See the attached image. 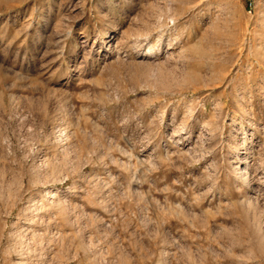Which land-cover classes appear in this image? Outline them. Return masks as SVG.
<instances>
[{
  "label": "rangeland",
  "instance_id": "1",
  "mask_svg": "<svg viewBox=\"0 0 264 264\" xmlns=\"http://www.w3.org/2000/svg\"><path fill=\"white\" fill-rule=\"evenodd\" d=\"M250 1L0 0V264H264Z\"/></svg>",
  "mask_w": 264,
  "mask_h": 264
},
{
  "label": "bare ground",
  "instance_id": "2",
  "mask_svg": "<svg viewBox=\"0 0 264 264\" xmlns=\"http://www.w3.org/2000/svg\"><path fill=\"white\" fill-rule=\"evenodd\" d=\"M145 27V26H144ZM145 28H147V26L145 27ZM145 51V53L143 54V55H150V56H152V55H154L155 54V52H156V46L155 45H153V44H149V46H148V48L147 49H145L144 50ZM198 80V79H197ZM61 130L62 129H60V132H61ZM65 136V135H64ZM63 139H64V137H63V135L60 133V141H63ZM44 161V160H43ZM40 176V175H39ZM245 176H246V180H248V178H249V173L248 172H245ZM245 180V181H246ZM45 197H50V198H52V197H55L57 194H56V189H51V190H48L45 194H43ZM47 195V196H46ZM45 197H43V199L45 198ZM45 200V199H44ZM48 200V199H47ZM63 208V210H64V204H62L61 203V207H60V209H62ZM40 209V208H39ZM67 209V208H66ZM65 213V212H64ZM26 247V246H25ZM28 249V248H27ZM6 251V250H5ZM37 258V257H36Z\"/></svg>",
  "mask_w": 264,
  "mask_h": 264
},
{
  "label": "built area",
  "instance_id": "3",
  "mask_svg": "<svg viewBox=\"0 0 264 264\" xmlns=\"http://www.w3.org/2000/svg\"><path fill=\"white\" fill-rule=\"evenodd\" d=\"M249 6H250V8H253L254 2L252 0L249 2Z\"/></svg>",
  "mask_w": 264,
  "mask_h": 264
}]
</instances>
